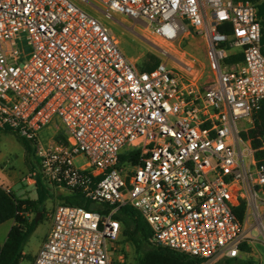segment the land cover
<instances>
[{
    "label": "built area",
    "instance_id": "built-area-1",
    "mask_svg": "<svg viewBox=\"0 0 264 264\" xmlns=\"http://www.w3.org/2000/svg\"><path fill=\"white\" fill-rule=\"evenodd\" d=\"M81 1L142 21L166 42L203 37L214 77L201 84L190 65L185 75L165 61L140 68L71 0H0V135L30 141L43 181L95 205L57 204L31 264H113L121 232L113 214L123 205L146 221L151 246L201 264L264 245V137L250 135L264 100L256 4ZM23 45L30 51L20 58ZM236 52L241 60L224 62Z\"/></svg>",
    "mask_w": 264,
    "mask_h": 264
},
{
    "label": "rangeland",
    "instance_id": "rangeland-1",
    "mask_svg": "<svg viewBox=\"0 0 264 264\" xmlns=\"http://www.w3.org/2000/svg\"><path fill=\"white\" fill-rule=\"evenodd\" d=\"M76 3L83 10L100 20L106 27H108L119 39V48L121 52L128 58L136 60L137 66L140 68L151 67L156 63L155 56L159 61H165L168 65L175 67L179 72L187 75L188 72L184 70L185 64L192 68L191 74L198 79L199 83L206 84L214 77L208 65L206 53V41L203 37L196 35H184L175 42H166L157 35L151 33L152 28L147 29L142 21L134 20L127 16L117 15L114 18H109L101 11L102 6L90 1V3L82 2L81 0H71ZM145 34L150 39L143 37ZM23 54L26 56L30 47L23 45ZM241 125V122L238 123ZM45 136L46 130L42 131ZM85 158L80 156L75 159V164L80 166L85 163ZM33 170L25 160V152L22 144L14 132H3L0 135V186L11 191L17 198L29 197L34 199L36 197L35 178L31 177L29 180L27 176L29 173H39V159L34 156L31 159ZM48 188L51 197L44 202L43 214L39 215L38 224L33 232L27 238L23 245V251L32 252L42 240L47 236L51 222V212L54 207L60 203L61 196H68L70 192L67 190L55 189L53 185L43 181ZM99 207V206H98ZM28 221L35 217V212L29 211L25 213ZM14 224L13 220H7L0 224V243H3L9 229ZM252 233L258 235V239L262 240L263 235L258 234L257 229H253ZM117 245V253H113V264H136L138 255L133 244L123 235L122 229L118 235L117 240L114 241ZM253 253L251 255H244L239 259L243 263L234 262L231 264H264V245L261 242L252 243ZM121 253L123 255L122 261L115 259L116 255ZM19 264H28V259L22 257ZM214 264H227L224 259H219Z\"/></svg>",
    "mask_w": 264,
    "mask_h": 264
},
{
    "label": "trees",
    "instance_id": "trees-1",
    "mask_svg": "<svg viewBox=\"0 0 264 264\" xmlns=\"http://www.w3.org/2000/svg\"><path fill=\"white\" fill-rule=\"evenodd\" d=\"M256 4L257 16L264 30V0H251ZM156 63L150 69L159 63L158 57L155 56ZM242 59V53L227 55L224 59L226 63L236 62ZM143 68V67H142ZM255 127L251 130L250 135H261L264 137V100L260 108L254 115ZM6 131H9L8 129ZM19 142L22 144L25 152V160L29 163L30 169L33 170L31 159L34 158V147L32 143L25 138L17 135ZM259 144L257 139L253 140V146ZM36 197L17 198L11 191H7L0 186V224L13 220L14 224L9 229L3 243H0V264H19L22 258L23 245L34 228L38 224L43 214L44 202L51 197L48 188L44 185L39 174L35 178ZM60 202L69 205H79L88 208L90 201L83 197L78 191L70 193L68 196H61ZM35 212V217L28 221L25 213ZM41 214L38 221H35L37 214ZM114 218L120 221L123 235L133 244L138 255L136 264H201L202 260L196 257H190L184 253L178 252L167 247H153L147 238L150 235V228L137 209L130 205L119 207L113 214ZM243 249L248 247L243 244ZM224 262L231 264L234 262L243 263L239 258L224 259Z\"/></svg>",
    "mask_w": 264,
    "mask_h": 264
},
{
    "label": "crops",
    "instance_id": "crops-1",
    "mask_svg": "<svg viewBox=\"0 0 264 264\" xmlns=\"http://www.w3.org/2000/svg\"><path fill=\"white\" fill-rule=\"evenodd\" d=\"M3 132H7L6 130L5 131H3ZM2 132V133H3ZM1 133V134H2ZM60 201V200H59ZM45 239H46V237L42 240V242L38 245V247L34 250V251H32V252H25V251H23L22 252V257H26L27 259H28V264H31V262L33 261V258H34V256L36 255V253H37V251H38V249L40 248V246L42 245V243L45 241ZM253 253V248L252 249H250V250H248L247 252H243V253H241L240 255H239V257H237V258H240V257H242V256H244V255H251ZM22 259V258H21Z\"/></svg>",
    "mask_w": 264,
    "mask_h": 264
},
{
    "label": "water",
    "instance_id": "water-1",
    "mask_svg": "<svg viewBox=\"0 0 264 264\" xmlns=\"http://www.w3.org/2000/svg\"><path fill=\"white\" fill-rule=\"evenodd\" d=\"M89 207H90V208H94L95 205H94V204H90ZM39 215H40V213L37 214L35 221H38V219H39Z\"/></svg>",
    "mask_w": 264,
    "mask_h": 264
}]
</instances>
